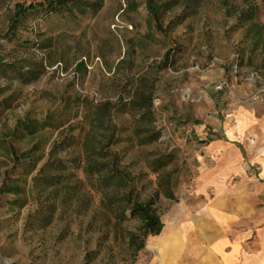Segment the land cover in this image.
Returning a JSON list of instances; mask_svg holds the SVG:
<instances>
[{
  "label": "rangeland",
  "instance_id": "rangeland-1",
  "mask_svg": "<svg viewBox=\"0 0 264 264\" xmlns=\"http://www.w3.org/2000/svg\"><path fill=\"white\" fill-rule=\"evenodd\" d=\"M38 1L0 0V58L23 69L18 75L0 74V102L10 103L9 109L0 106V187L17 181L20 190L19 195H0V264H154L152 237L134 255L125 234L137 223L114 225L105 211L103 201L113 193L111 188L94 193L81 172L51 186L41 182V164L54 143L69 133L68 125L32 136L17 125L23 119L41 121L64 108L70 115L74 100L80 98L88 102V118L72 119L75 128L70 133L100 139L95 106L127 101L133 85L145 83L154 88L155 121L149 128L159 133L158 140L139 145L134 136L137 115L114 110L107 123L116 128V137L108 150L119 156L140 200L153 196L159 174L151 166L165 158L164 171L173 175L176 201L159 198L162 222L176 214L197 213L201 202L211 201L216 191L200 175L199 167L205 168L189 137L194 129L212 128L223 119L232 125L235 118L224 109L237 103L239 89L249 88L251 101L264 100V0H199L193 14L165 39L155 32L146 0H101L96 15L76 22L41 13L27 16L9 43L5 36L14 5ZM187 3L179 0L166 12L163 26L182 15ZM129 4L136 10L130 11ZM172 48L171 64L161 68ZM30 61L42 63L43 71L24 83L19 77ZM226 136L234 138L230 129ZM41 145L42 162L15 169L10 149L21 153L37 146L41 155ZM76 148L52 158H71Z\"/></svg>",
  "mask_w": 264,
  "mask_h": 264
},
{
  "label": "trees",
  "instance_id": "trees-1",
  "mask_svg": "<svg viewBox=\"0 0 264 264\" xmlns=\"http://www.w3.org/2000/svg\"><path fill=\"white\" fill-rule=\"evenodd\" d=\"M198 2L199 0H188V3L184 4L185 10L182 15L170 21L166 27L162 23L163 17L166 12L179 4V0H146L145 6L147 14L153 22L155 32L165 39L169 31L193 14ZM130 5L129 10L135 11L137 6ZM101 8V0H39L27 5L16 3L14 11L8 19V30L5 38L9 43H13L16 38V29L30 15L41 13V15H45L46 17L50 15L59 16L68 21L76 22L80 17L96 15ZM245 15L252 16V14ZM248 18L250 19L251 17ZM174 54L175 48L166 52L161 68H165L171 64ZM4 60V58H0V74L5 76L8 72H17L18 75V73L22 72V68L15 67L13 63H5ZM28 64L29 68L26 72L21 73L22 78L19 77L24 83H30L35 80L39 73L43 71L42 63L30 61ZM153 92L154 88L145 85V83H135L127 101L121 98L122 100H119L117 103L106 101L96 105L93 119L97 125V131H101L100 139L90 137V133H86L81 137L80 135L76 137L71 134L75 128L74 125L70 124L72 119H76L78 115H83V121H86L88 118V102L80 98L74 100V109H72L70 115L68 114L70 111L64 108L62 112L49 115L41 121L21 120L16 129H21L31 136L35 135L39 130L41 132L45 129L58 131L68 125L67 129L69 133L59 143H54L44 162H42L45 157L42 145L41 155H37V146L21 153L16 149L9 150V155L14 162L15 169L24 166L33 168L41 160L42 164L39 171L41 173V182L47 186L60 183L65 176L73 177L77 172H81L89 183L91 191L94 193H101L105 189L111 188L113 193L105 197L106 199L103 201V204L104 208H106L105 211L114 219V225L119 226L128 221H135L137 223L134 231L126 232L125 234L127 247L134 255L144 249L146 239L149 236H158L162 231L163 224L158 200L160 197H163L172 202L176 201L173 191V175L164 171V168L168 164L165 158L155 160L152 163L151 170L153 173L159 175L156 180L153 196L147 200H140L138 196H135L132 191L133 189L130 187L132 182L130 174L121 168L119 156L108 150L116 137V128L109 126L107 121L114 110L117 112H134L137 115L134 136L138 139V144L149 145L155 142L159 138V133L149 128V125L155 121ZM0 106L3 109H9L10 103L8 99L0 102ZM81 129L80 131H83V128ZM74 145L77 148L80 146V149H73L71 158L65 160L52 158L54 153L73 148ZM77 183L80 184L82 181L78 180ZM120 190L123 191L122 194L119 193ZM10 194H20L17 181L10 183L3 182L0 187L1 196Z\"/></svg>",
  "mask_w": 264,
  "mask_h": 264
},
{
  "label": "crops",
  "instance_id": "crops-1",
  "mask_svg": "<svg viewBox=\"0 0 264 264\" xmlns=\"http://www.w3.org/2000/svg\"><path fill=\"white\" fill-rule=\"evenodd\" d=\"M249 90L239 89L237 103L225 105L235 125L223 119L192 131L189 144L205 168L200 175L216 193L197 213L162 222L151 236L154 264H264V100L251 101Z\"/></svg>",
  "mask_w": 264,
  "mask_h": 264
}]
</instances>
